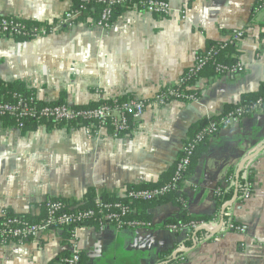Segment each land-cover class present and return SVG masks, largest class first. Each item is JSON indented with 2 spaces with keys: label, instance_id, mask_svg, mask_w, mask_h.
Here are the masks:
<instances>
[{
  "label": "crops",
  "instance_id": "crops-1",
  "mask_svg": "<svg viewBox=\"0 0 264 264\" xmlns=\"http://www.w3.org/2000/svg\"><path fill=\"white\" fill-rule=\"evenodd\" d=\"M167 1L171 14L165 17L130 9L108 29L78 21L29 41L0 37L2 81L21 80L47 102L65 91L66 103L74 105L124 94L150 99L192 66L208 40L223 39L235 27L248 25L247 38L236 47L243 63L240 72L198 77L191 86L200 90L197 101L147 107L131 131L117 139H90L81 128L65 127L37 126L22 134L0 124V212L36 217L47 198L78 201L90 187L120 193L128 184L157 181L173 166L193 123L217 115L264 81V39L257 36L264 9L253 12L257 0ZM72 6V0H0V16L58 24ZM182 9L185 18L180 17ZM261 147L246 163L250 195L235 197L224 210L229 220L246 227L244 233L226 231L218 216L211 237L198 231L191 246L177 249L186 233L163 226L179 215L167 202L149 209L150 228L78 227L83 264H160L162 252L173 257L174 251L185 249L169 264H264L262 110L210 137L179 190L189 215L214 216L215 189L234 185L242 161ZM62 241V229H53L22 244L0 242V264H49L68 250Z\"/></svg>",
  "mask_w": 264,
  "mask_h": 264
},
{
  "label": "built area",
  "instance_id": "built-area-1",
  "mask_svg": "<svg viewBox=\"0 0 264 264\" xmlns=\"http://www.w3.org/2000/svg\"><path fill=\"white\" fill-rule=\"evenodd\" d=\"M125 0H79L77 5H73L69 10H67L62 17L59 19L58 24L56 23H45L36 26H31L30 28L25 27V21L13 16H0V37L5 36H15V35H30L34 38L39 36H45L55 32L61 26L70 27L75 22L78 21H89L90 24L99 26L103 29H108L111 27L113 20V8L118 3H123ZM91 3H99L102 9L97 18L90 17V12L87 10V5ZM143 7L139 11H145L151 14H157L158 16H169L171 14V8L167 0H148L146 2H140ZM130 9L137 10L136 4H132ZM261 5H255L253 12H258L262 10ZM186 9L180 11V17L185 18ZM248 25H239L234 29L230 30L227 36L220 39L222 46H227L228 44L238 45L241 40L247 38ZM214 50L203 49L195 55L194 63L190 67L191 70L201 69L214 55ZM216 71L223 75H234L243 69V63L239 60L231 65L230 67L215 66ZM204 80V78H203ZM175 83H183V80L179 78ZM170 87V85L165 86ZM95 92L98 91L95 89ZM173 91L169 92V95L160 94L157 92L150 99H141L137 96H129L125 101H118L119 98H110L109 103L104 102L93 108H73V105H68L65 103H52L43 101L36 96L35 93L23 94L20 92L9 93L10 98L4 99L0 97V116L12 117L16 120L18 119H30L35 121L38 126H45V122H51L56 125H67L70 122L78 123L79 119L87 120V124H82L81 129L84 130L87 137L90 139L99 138H113L117 139L129 131L132 128L130 121L135 123L145 112L147 107H163L167 105L172 99L169 96L173 95ZM198 99H191L189 101H197ZM259 106V105H258ZM254 111H261L258 107ZM243 118L242 108L238 107L232 112H228L223 117L219 119H212L209 121L208 125L201 130L194 139L186 138L185 142L181 147V156L176 160L175 171L171 180L166 183L163 187L158 189H139L128 191L127 196L130 199H142L147 200L152 196L159 195L167 190L177 189L184 177V172L189 165L190 158L193 155L195 145L197 142L210 138L216 134L221 128L238 123ZM16 128L20 129L22 123H17ZM240 171L243 175L249 173V167L247 164L243 163L240 166ZM251 185V184H250ZM243 194V198H247L250 195L249 187ZM220 189L217 187L214 191V195H218ZM119 196L125 194V188L117 193ZM96 206L98 207V221L103 226L109 225V223H114L117 229L122 228H139L143 224L136 220H124L121 217L129 212V209L125 206H121L119 203L113 205L102 202L100 195L96 197ZM117 210H112L113 208ZM69 208V210H68ZM67 208V202L47 198L43 204L44 214L36 222H29L22 219L19 215L14 217H9L6 215L7 210L3 209L0 212V242L2 244L17 243L22 244L28 240L37 239L42 235L48 233L53 229H62L64 226L73 225L74 230L72 232V237L70 239V245L68 246L70 257L67 259L68 264H76L79 257L80 249L77 245L76 229L81 226V222L92 215V211H70L76 208V205H69ZM216 216V214H215ZM3 220V221H2ZM221 226L227 231L244 233L246 227L242 224L236 223L229 220L224 223L222 220ZM219 225L217 217H213L210 220L204 221H192L190 223V228L193 233L191 236L186 238H193L195 231L200 227H205L207 229L206 237L212 236V231H214ZM168 229L179 233L185 231L188 228L178 227L177 225H170ZM186 245L180 244L177 249H184Z\"/></svg>",
  "mask_w": 264,
  "mask_h": 264
},
{
  "label": "trees",
  "instance_id": "trees-1",
  "mask_svg": "<svg viewBox=\"0 0 264 264\" xmlns=\"http://www.w3.org/2000/svg\"><path fill=\"white\" fill-rule=\"evenodd\" d=\"M146 2L148 0H125L123 3H118L113 8V14H112V20H114L122 11L124 10H130V7L132 4H136V9L141 10L143 5L140 2ZM73 5H77L79 0H72ZM255 5H261L264 9V0H257ZM102 9V6L99 3H91L87 5V10L90 12V17L97 18L100 11ZM155 16H158L157 14H154ZM25 21V27L28 29L31 26H36L40 24H45L46 22H40V21ZM258 32L257 36L264 39V23H257ZM263 28V29H262ZM9 38H13L16 41H29L33 39L30 35H15V36H5ZM205 49H211L214 50L213 57L208 60V62L199 70H191L190 67L184 69L179 76L183 80V83H173L170 85V87H162L158 92L160 94L169 95V92L173 91V95L169 96V99L172 100H178L182 102H188L191 99H199L200 98V90L191 88L193 82L200 76H206V75H213V76H221L220 72L216 71V65L230 67L231 65L235 64L239 57V53L237 51V46L233 44H228L227 46H222L221 41L219 40H208L205 45ZM13 92H20L23 94H32L34 93V89L27 87L25 83L21 80H14V81H2L0 79V97H3L4 99H9L10 95L9 93ZM129 96H132L130 94H124L121 96H118V101H125ZM65 91H61L59 94V97L57 100L52 101V103H66L65 101ZM110 99H100L97 101H91L86 104H74L73 108H93L101 103L107 102L109 103ZM259 105V106H258ZM241 107L243 112V118L246 116L252 115L256 108L260 107L261 110L264 112V81H261L258 84V87L254 91H249L246 93H243L240 95L239 100L236 103L233 104H227L223 107L222 111L218 113L217 115L206 117L204 119H200L193 123L189 129H188V137L189 139H194L195 136L203 130L212 119H219L223 117L228 112L234 111L236 108ZM22 123V127L20 128V131L22 134H25L26 132L30 130H34L37 128L38 124L30 119H14L12 117L8 116H0V124L3 127H15L17 123ZM76 122V121H75ZM70 122L67 125H54L51 122H45L44 127L47 130H50L51 128L55 127H65L67 129L70 128H80L82 124H87V120L79 119L77 121L78 123ZM133 121H130V125L132 128ZM215 135V134H214ZM209 138H205L199 142L196 143L195 149L193 151V155L190 158L189 165L187 166L184 176L189 174L194 164L196 163L198 156L200 153L204 150V145L208 141ZM181 156V151L179 152V156L177 159ZM176 159V160H177ZM176 160L169 169L165 170L159 177L157 181L154 182H145V183H139V184H128L125 186V194L122 196H119L114 191H108V190H101L99 193L96 191L95 188H88L86 192L83 194L82 198L80 200H74V199H64L60 197H55L53 199H59L62 201L67 202V208L69 205H76L75 209H72L70 211H92V215L86 219H84L80 224L81 226H88L92 225L96 229H102V225L100 224V221H98V207L96 206V197L97 195H100V198L102 202L107 204H115L119 203L121 206H125L129 209V212L126 213V215H123L121 218L124 220H136L140 221L143 226L139 228H150L152 227V223L150 220V212L149 209L153 208L157 205L164 204L167 202H171L179 209V215L176 218L167 219L164 221L163 226L168 228L170 225H177L179 228L186 227L188 228L185 230V233H188L187 236H191L193 231L190 228V223L192 221H200V220H210L211 218L220 217V219L226 223L228 221L226 211L221 213V208L223 204L229 200H231L234 195L237 198H242L243 194L245 193L248 186L252 183L251 174L243 175L242 171L238 173V175L235 177V183L234 185H221L219 186V193L218 195H215V201H216V216H192L189 215L186 211V203H185V197L180 192L179 187L177 189H171L167 190L159 195L152 196L151 198L147 200L142 199H130L127 196L128 191L131 190H139V189H158L163 187L166 183H168L175 171V163ZM251 190V186L249 187ZM42 203V208H43ZM112 210H117L116 208L112 207ZM7 210V209H6ZM69 210V208H68ZM118 211V210H117ZM17 213H13L9 210H7L6 215L9 217H14ZM44 214V210L41 215L39 216H30L28 214H17L22 219L27 220L29 222H36L38 221ZM3 221V220H2ZM1 222V220H0ZM110 226H113L117 229L116 224L109 223ZM80 226V227H81ZM136 227L132 228L135 229ZM123 229V228H122ZM131 229V228H130ZM74 230L73 225H67L62 228V238H63V244L70 245V239L72 237V232ZM178 234V233H177ZM199 234V233H198ZM186 246H191V239H187L184 243ZM78 261L76 264H83L84 262V255L82 251L79 252ZM160 264H169L174 263L177 261L178 257H172L170 255V251H165L160 254ZM166 255V256H165ZM165 256V257H163ZM70 257L69 248L68 250L61 251L57 256H55L49 264H68L67 259ZM166 258V259H165ZM164 259V262H162Z\"/></svg>",
  "mask_w": 264,
  "mask_h": 264
},
{
  "label": "water",
  "instance_id": "water-1",
  "mask_svg": "<svg viewBox=\"0 0 264 264\" xmlns=\"http://www.w3.org/2000/svg\"><path fill=\"white\" fill-rule=\"evenodd\" d=\"M68 105H73V104L69 103ZM262 149H263V147H261L260 149L256 150L254 153H252L251 155H249L248 157H246V158L242 161L241 165H242L243 163H245L246 161L250 160L251 158H253V157H254L256 154H258ZM241 165H240V166H241ZM239 171H240V167H239V169L237 170L236 176L238 175ZM234 199H235V195H234V197H233L229 202H226V203L222 206V208H221V213L224 212V210H225V209H226V208H227V207H228V206L234 201ZM198 231H207V229H206L205 227H200L199 229H197V230L195 231V233L198 232ZM185 251H188V249H185V250H176V251L173 252V257H175L178 253H182V252H185Z\"/></svg>",
  "mask_w": 264,
  "mask_h": 264
},
{
  "label": "rangeland",
  "instance_id": "rangeland-1",
  "mask_svg": "<svg viewBox=\"0 0 264 264\" xmlns=\"http://www.w3.org/2000/svg\"><path fill=\"white\" fill-rule=\"evenodd\" d=\"M248 161H249V160H248ZM248 161H246L245 164L248 163ZM250 186H251V185H250ZM249 190H250V189H249ZM250 191H251V190H250ZM242 198H243V196H242ZM229 201H230V200H229ZM229 201H227V202H229ZM225 203H226V202H225ZM225 203H224V204H225ZM224 204H223V205H224ZM225 230H226V229H225ZM226 231H227V230H226ZM230 232H231V231H230Z\"/></svg>",
  "mask_w": 264,
  "mask_h": 264
}]
</instances>
